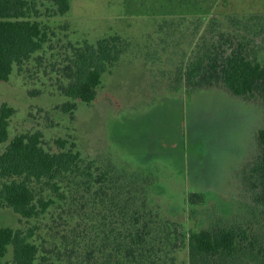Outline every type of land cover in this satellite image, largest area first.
I'll return each mask as SVG.
<instances>
[{"label":"rangeland","instance_id":"rangeland-1","mask_svg":"<svg viewBox=\"0 0 264 264\" xmlns=\"http://www.w3.org/2000/svg\"><path fill=\"white\" fill-rule=\"evenodd\" d=\"M30 1L47 39L0 81V106L14 109L0 153L14 137L39 132L48 152L62 151L59 140L79 151L80 171L33 180L45 209L24 218L3 205L0 228L28 235L35 264H188L190 232L234 225L264 246V205L241 179L259 155L264 99L223 85L188 94L184 80L188 63L213 44L226 49L223 34L250 44L264 63V0H70L66 15L50 0ZM109 36L121 39L120 60L93 101L63 111L73 101L62 90L72 48ZM10 180L0 176V187ZM137 215L151 229L149 255L128 253Z\"/></svg>","mask_w":264,"mask_h":264},{"label":"trees","instance_id":"trees-1","mask_svg":"<svg viewBox=\"0 0 264 264\" xmlns=\"http://www.w3.org/2000/svg\"><path fill=\"white\" fill-rule=\"evenodd\" d=\"M57 15H66L71 8L70 0H50ZM36 13L30 0H0V81H8L14 67L21 66L33 54L42 49L47 34L40 23L32 19ZM221 40L224 45L213 44L185 68L184 80L188 94L192 88L223 85L237 97L259 95L264 99V63L257 52L249 51L244 41ZM119 36L99 39L95 45L85 43L73 49V66L70 68V82L62 88L63 93L73 101L62 105L65 112L76 108L74 100L90 103L97 96L102 74L110 65L120 60L124 47ZM14 109L7 103L0 106V144L8 140L9 118ZM39 132L21 134L12 139L0 153V176L11 179L0 187V207L6 205L24 218H32L44 210L46 204L35 200L30 183L33 180H54L80 171L81 154L69 149L66 142L59 140L58 153H51L42 147ZM259 155L241 170V179L253 193L257 205H264V128L257 134ZM106 176H102V183ZM191 203L193 198H189ZM146 207V202H142ZM136 231L129 233L128 253L132 256L147 254L149 225L144 217L134 218ZM188 264H264V246H258L256 238L241 226H222L201 229L188 234ZM9 246L12 258L5 259ZM137 247V248H136ZM38 248L28 241V235L11 227L0 228V264H35ZM150 257V256H148ZM153 264H158L154 261Z\"/></svg>","mask_w":264,"mask_h":264}]
</instances>
